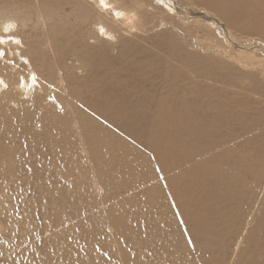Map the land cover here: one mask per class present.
Here are the masks:
<instances>
[{
    "label": "bare ground",
    "instance_id": "obj_1",
    "mask_svg": "<svg viewBox=\"0 0 264 264\" xmlns=\"http://www.w3.org/2000/svg\"><path fill=\"white\" fill-rule=\"evenodd\" d=\"M49 1H54L55 7L60 2V0H0V35L4 33L6 27L10 28L13 34H17L15 32L16 23L26 14L29 16H34L35 14L38 20L46 17L41 12V4ZM166 1L170 4L172 2L171 0ZM204 1L211 7L209 10L215 14V17L209 15V11L205 10V13H200L201 17H196L199 21H202L206 26L212 25L222 35L227 46H234L240 49L254 47L260 51L259 55L264 57V44H262L264 42V0ZM204 1L201 0L202 4H204ZM47 17L50 18L49 16ZM241 37L246 39L244 40ZM6 47L15 48L14 45ZM170 48L169 45L167 47L168 53L171 55L170 58L174 60L175 57ZM211 50H214V48L212 47ZM220 53H223V50H220ZM231 54L233 55L234 53ZM6 59H12V55L9 54ZM154 59L152 57L149 60L152 61ZM183 59L185 64L189 66L187 68L191 70L195 69L200 79H213L212 76L218 80L235 78L234 74L233 76L229 75L230 72L222 74V72L217 70V67L213 69L211 67L205 68L201 64L206 62L201 59L194 60V62H190V58L183 57ZM149 60L147 62H150ZM256 61L250 60V63L251 68L255 69L257 73H250L249 76L247 75V78L252 80L251 85L254 86V89L249 88L252 91L257 92L259 90L262 92L263 99L261 97V107L257 108L256 112L253 109V113L250 114L243 113V106L239 109L230 108L226 110V106L222 101H219L220 105H218L217 98V100H199L200 98L197 99L194 96L196 92L190 93L189 97L177 96L174 104H166L164 103L166 100H161L156 103L154 106L155 111L152 112L151 110L152 114L150 115L148 113L140 114L138 106L141 105V101L136 104L131 103L132 107H128L127 113H124L123 105L127 99L123 93L119 95L117 89L112 88L128 85L126 88L127 93L130 88L141 87L142 82H140V79L142 80V77L145 75L141 70L137 71L140 79H138L139 81L136 84L135 82L126 81L127 74L124 71L115 72L111 83L100 86L98 94H95L94 89L91 90L90 86L87 88L85 84L84 89L86 90L83 93H81L82 91L78 92V96L81 95L84 98V103L77 102L75 98L76 94L68 95L64 82L61 81L59 88L64 89V91L61 93L60 101L55 96L56 94L48 95L55 96L59 104L69 106L71 121L74 123L73 133L66 131V129L60 126L63 123H58L59 115L57 112L46 111L40 106L44 100L35 101L34 105L31 103L27 105L22 104L21 107L28 108L25 114L20 117L17 125L22 129V134L10 135H24L15 137L19 139L18 143H20L21 147L23 142L26 141L28 143L29 152H32V155H30V159L28 158L23 162L22 160H18L20 161L19 165L28 160L31 161L28 163L32 167H35L37 164L39 165L36 159L35 145H38L40 142L49 147V152L54 154L51 160H55V153L61 154V151H64L66 148L69 149L70 152L67 155H61L65 159L62 160L61 165H67L68 168L75 171L81 170L78 164L82 165L83 171L90 173L86 181L91 179L93 183L95 181V183L97 182L106 188L107 195L111 197V210H108V212L117 214L112 216V214L108 213L106 217L107 222L115 225L118 232H123L126 237L125 242L127 243H131L132 241L136 244L140 241L150 244L154 243L152 247H148V252H153L156 257L155 259H151L153 260V264H158L156 255H159L162 251L168 254V261H163L161 264L181 263V258L177 256L174 249H164L161 247L157 249V243L164 240L160 237L161 231L147 228V237L145 238L144 229L140 230L142 224L133 227L132 221L136 225V218H134L133 213L127 208L132 207L135 213L139 211L141 214H146L143 215L145 218L150 216L149 211L152 210L154 214L153 218L156 219L157 217H162V219L166 217L168 221L174 224L180 223L183 220L182 227H186L188 232L197 234L206 224L207 218L213 215L218 216L227 211L230 209V204V210H232L236 218L240 212L239 205L246 203V222L250 227L247 228L248 234L244 238L245 249L248 255V259L244 264H264V192L261 203L258 202L259 210L256 212V199H258L256 198V191L260 190H257L256 187L257 185H264V174L252 169V162L264 160V87H261V83L264 81V60ZM154 62L157 64L155 66L157 69L162 68V66H159L158 60H154ZM91 63L94 64L93 66L96 69L105 65L114 68L116 65V62L108 61L104 58L96 59V61L91 60ZM167 64L170 66L168 62ZM0 66L11 69L7 65ZM21 68L24 67L21 66ZM146 68L149 69L150 67ZM27 69L30 73L33 72L31 67L28 66ZM173 70L171 69V71ZM106 72H109V70ZM5 73L7 75L3 74L0 76H3L5 81L12 86L11 92L18 94L15 89L19 76L16 78V75L10 70H6ZM177 76L179 75L176 74L175 77ZM208 83L212 86L210 81ZM91 85L94 86L95 83ZM29 86L30 82L28 86L23 87L24 93L28 96L31 93L28 90ZM109 90L111 95H109ZM112 91L118 95L113 96ZM218 94H221V92ZM71 98L72 103L75 104L69 105L71 104ZM66 99H69V102L65 101ZM120 106H122V110ZM50 107L53 110L56 109L54 104ZM27 110L29 113L34 114L32 118L29 117L28 119L29 113ZM1 111L2 114L0 115L6 117L7 121L9 112L6 115V109ZM9 114L13 115V113ZM235 116L238 119L236 121L239 127L244 132L242 140L238 139L239 133L238 136L231 135L235 133V128L232 126L234 120L232 121L230 118ZM246 116H253V118L247 119ZM21 118L24 120L22 121ZM41 121L53 129L56 127L53 132L58 135L54 133L43 134L45 140L41 141L39 138L42 135L34 127L35 123H41ZM221 127L222 129L225 127L224 131L233 137V141L236 142L233 146L235 149L233 147L232 149H226L225 145H219L217 136L221 131ZM18 132L16 131V133ZM72 135L76 136V141ZM1 137L3 138V136ZM124 138L128 139L126 140L127 143L124 142ZM35 140H38V142ZM11 147L0 144L1 156L12 162L13 154L17 155L19 151H14V147H12L13 149ZM218 147H223V149H219ZM232 154H236V157H233ZM73 155H75V158L70 159ZM79 155H81V158L78 160L76 157ZM56 156L59 158L58 155ZM250 156L252 157L251 160ZM240 160H244L247 167L242 177L235 178L232 174V169ZM2 164L4 165V161ZM9 164L11 163L8 162ZM157 168L160 169L159 172L156 171ZM166 173L169 176L163 175ZM161 175L164 177L163 180L159 179ZM164 180L166 182L163 183ZM112 181L113 183H117L114 184L112 189H123L125 192H128L126 199H123L124 202H115L113 200L114 193H111L112 189H109V184ZM166 183H171L172 187L176 188L175 191L171 192L173 189L165 187ZM152 185L155 187H152ZM240 185H246V189L243 193L236 194L235 191L240 187L235 191L234 189ZM163 192L164 195L162 194ZM160 195H163V197L167 196L168 199L164 198L170 201H166L164 205H158L161 200ZM173 201L175 202V207L172 206ZM65 204L68 205L66 202L51 203L53 209L56 207L62 213H64L62 211L64 207L61 206ZM221 205L224 206L218 211L214 210L210 212L207 209L208 207ZM69 206L72 207L71 204ZM135 206L139 208L135 210ZM205 212H207V215ZM160 222L159 219L158 223ZM158 223L157 225L160 227L161 224ZM44 227L49 232L53 231V226L50 225L49 220H44ZM142 227L144 228V226ZM181 232L184 233L183 230ZM182 233L174 232L171 238L174 239L173 236L184 235ZM114 237L113 239L115 240ZM173 243L174 247L178 246L176 241H173ZM179 247L182 248L183 244L181 243ZM131 254H134V252L128 254L126 250L122 251L120 249L114 260L115 262L119 261V263L127 264ZM92 262L93 264H96V262L100 264L96 256L92 257Z\"/></svg>",
    "mask_w": 264,
    "mask_h": 264
},
{
    "label": "rangeland",
    "instance_id": "obj_2",
    "mask_svg": "<svg viewBox=\"0 0 264 264\" xmlns=\"http://www.w3.org/2000/svg\"><path fill=\"white\" fill-rule=\"evenodd\" d=\"M171 1L172 2L170 4L165 0L163 10H158L155 13L153 23L156 24V26L148 27L147 29L140 31L138 34L126 36L117 43H101L99 41L96 43L92 42L93 33L89 27L90 12L85 5L84 0H60L57 7H55L54 1L42 3L41 12L46 17H42L40 20L36 18L34 13V16H29L27 14L22 16L16 23L15 32L20 34L19 36L23 40V54L30 59L31 69L40 75L42 81L55 83L57 85L56 91L54 92L47 86L43 87L42 90L38 89L35 101L39 102L44 100L43 103L40 104L44 110L52 111V113H58L57 109H55V111L52 107H50L53 103L46 102L44 97L48 96V94H56L55 96H57L60 101V96H62L61 93L64 91V89L59 88L61 81L64 82L65 90L68 95L76 94L75 98L77 102L84 103V98H82L81 95L78 96V92L82 91L81 93H83L86 90L84 89L85 84L87 88L90 86L91 90L94 89V93L98 94L100 86L111 83L115 72L124 71L125 74H127L126 81L135 82L136 84L139 81L138 79H140L137 71L141 70L145 74L144 76L142 75V80L140 79V82H142L140 85L141 87L130 88L127 93L126 88L128 85L119 88H112L117 89L119 95L120 93L125 95V98L127 99L125 103L128 101L123 105L124 113H127L128 107H132L131 103L136 104L141 101V105L138 106L140 114L148 113L150 115L155 111L154 106L157 102L166 100L164 103L174 104L177 96L189 97V94L194 92H196V95L194 96L197 97V99L200 98L199 100L218 99V105H220V102L222 101V103L228 107L226 108L224 106L226 110H229L230 108L239 109L243 106L242 110H245H243V113L246 112L245 114L253 113V109L256 112V109L261 107L260 101L263 99V93L259 90H257V92L252 91L249 88L251 87L254 89V86L251 85L252 80H249L247 75L249 76L250 73H257L255 69L251 68L250 60L254 62H257L256 60H264V57L259 55L260 51L254 47H248L247 49H240L234 46L229 47L223 40L222 35L219 34L216 29L212 27V25L206 26V24L202 21H199L196 17H201L200 13H205V10L209 11V15H213L215 17V14L209 10L211 7L204 0V4H202L201 0ZM156 22H158V24ZM235 36L237 37V35ZM241 38L244 40L246 39L244 37ZM262 44H264V42H262ZM169 45L171 47L170 50L172 51V54H174V60L170 58L171 55L168 53L167 47ZM212 47L214 50H211ZM220 50H223V53H220ZM231 53L234 54L232 55ZM227 56L230 57L228 58ZM152 57L155 58L154 60L159 61V66H162V68H159L160 70L155 67L157 64L154 60H149ZM183 57L190 58V62L201 59L206 62L201 64L205 68L208 69L211 67L213 69L214 67H217V70L222 72V74L230 72L229 75L233 76L234 74L235 78L230 80H226L227 78L225 80H218L212 76L213 79H200V77L196 74L195 69L191 70L187 68L189 66L185 64ZM12 58L14 57L12 56ZM103 58L108 61L110 60L116 62L115 67L112 68L111 66L105 65L103 67H99L100 69H96V67L93 66L94 64L91 63V60L96 61V59ZM146 59L150 62H147ZM167 62L170 66L172 65V67H170ZM23 67L24 68L20 67V69L17 70L13 68L6 69L4 66H0V75L5 74L6 70H10L14 75H16V78L22 73L25 76L29 75L30 71L27 69L28 66ZM146 67L150 68L147 69ZM171 69L174 70L171 71ZM108 70L109 72H106ZM176 74L179 76L175 77ZM208 81H210L212 86L209 85ZM93 83H95L94 86L91 85ZM218 83L220 84L217 85ZM261 87H264V81H262ZM41 91L43 92V95H40ZM219 92H221V94H218ZM112 94L113 96L118 95L113 91ZM16 95L18 94L10 92L6 95V98L11 100L12 97ZM31 95L32 93H30L29 97H31ZM109 95H111L110 90ZM65 101L69 102V99H66ZM70 103L71 104H68H75L72 103V98L70 99ZM63 107L65 111L62 115L58 113V123H63L60 126L66 129V131L73 133L72 129H74V123L71 121V115L69 114L70 108L68 105H64ZM120 107L122 110V106ZM4 109L6 108L0 104V110ZM26 109L28 108L24 106L21 107V111L23 113L26 112ZM7 112L8 111L6 109V115ZM0 114H2V111ZM10 115L11 114L8 113V116ZM32 115L34 114L29 113L28 119L29 117L32 118ZM3 117L4 116L0 115V126L6 122V117ZM246 117L247 119L253 118V116ZM231 119L232 121L234 120L233 125L232 123L231 125L235 128V133L231 135L238 136L239 133L238 139L242 140L244 132L236 121L238 120L237 117H231L230 120ZM21 120L23 121L24 119L21 118ZM41 123L43 124V130H39L42 135L39 138L41 141L45 140L43 134L54 133L55 135H58L53 132L56 127L53 129L52 127L46 126L43 121H41ZM4 130L7 131V129ZM224 130L225 127H223V129L221 127V131L217 136L219 141L218 143L219 145H225L226 149H232L236 142L233 141V137L230 134H227ZM14 134L22 133L19 131ZM1 136L0 144L14 147V149L12 147L11 148L14 151H19L17 154L19 159H12L13 161L11 162L4 156H1L0 153V177H2L5 173L10 175L14 170H18L16 175L22 180H26V184L24 186L27 187L28 185H31L33 189V194L30 198L31 202L30 205H28L27 212L25 213L24 223L27 226L24 229L25 231L31 229L34 224L39 225V221L32 219L34 213L39 212L40 216L43 217L44 220H48L47 217L51 216L58 223L59 218L65 217L66 214H74L76 206L83 207L84 200L81 199V189L85 185H88L89 190H91L93 186L96 188L101 187V185L97 182L95 183L94 181L93 183L91 179L86 181V178L88 174L90 175V173L83 171L84 169L80 164H78V166L81 167V170L75 171L74 169L71 170L68 168L67 171H65L64 166L61 165L62 160L65 159L62 158L61 155H67L70 152L69 149L66 148L64 151H61V154L55 153L59 156V158L55 155V160H51L54 154L50 153L49 147L45 146L41 142L38 145H35L37 157H39L37 160L39 165H35V167H33V172L26 175L24 166L29 165L30 163L28 162L31 161L28 160L27 162L21 163V165H19V163L21 160L23 162L28 158L30 159L32 152L21 154V145L18 143L19 139L15 137H21L24 135H10V138L12 139H10V142L5 141ZM72 136L76 141V136ZM14 137L15 139H13ZM123 140L127 143L126 140L128 139L124 138ZM35 141L38 142V140ZM47 148L48 150H46ZM218 148L223 149V147ZM233 149H235V147H233ZM232 155L233 157H236V154ZM74 158L75 155L70 157V159ZM80 158L81 155L76 157L78 160ZM251 158L252 157L250 156V160ZM2 160L4 161V165L2 164ZM8 162L11 164L8 165ZM252 163V169L254 171H259L261 174H264V160H258ZM246 167L247 165L244 163V160H240L236 166H233L232 174L235 178L242 177ZM73 173L76 174L79 184V187L75 192H73L70 187L73 183ZM163 175L169 176L168 173ZM49 176H52L54 180L56 178L62 179L63 183L65 185H69V187L64 188L61 184H56L54 188H48L46 181ZM64 177H67V179H64ZM164 182H166V180H164L163 183ZM114 184L117 183H113V181L112 183L110 182L109 189H112ZM166 185L169 189H173L172 191L170 190L171 192L175 191L176 188H173L171 183H166ZM13 187H17V185H13ZM152 187L155 186L152 185ZM237 188L239 189L236 190ZM256 188L257 190L260 189L259 191H256V198H258L256 199L257 212L259 210L258 202L261 203V200L263 199L264 185H257ZM245 189L246 185H240L236 187L234 191L236 190L235 193L239 194L241 192L243 193ZM111 193H114V195L117 196L115 197L113 195V200L115 202L123 201V199L125 200L128 194V192H125L123 189H112ZM162 194L164 195V192ZM163 195H160L161 202L159 201L158 205H164L166 201H170L167 200V196H164L167 198L165 199ZM153 196H151V198H153ZM45 198L49 200V204L47 206L42 203ZM24 199H29L27 193H25ZM73 201H75V204ZM53 202H66L68 205L65 204L61 206L64 207L62 211L65 214L58 211L56 207L53 209L51 205ZM70 204L72 207L69 206ZM223 206L224 205L208 207L207 209L210 212H213L214 210L218 211L222 209ZM239 206L240 212L236 218L234 217L232 210H230V204V209L227 211L224 210L225 212L218 216L213 215L210 218H207L206 224L201 228L199 233H187V235H191L192 237L193 243L195 244V251H192L187 245L186 234L181 232L183 230L181 223L174 224L173 222L168 221L166 217L163 219L162 217H157V219L153 218L154 214L152 213V210L149 211L150 216L145 218L143 215L146 214H141L139 211L135 213L132 207L127 209L133 213L134 218H136L135 224H137V220L141 221L139 224H142L140 226L141 231L144 229L142 226H144L143 221L145 220H147L148 228L155 231H161L160 237L164 240L157 243V249L160 247L164 249H174L177 256L181 258V263L176 264H244L248 259L244 238L247 237V228L250 226L246 222L247 204L241 203ZM136 208L138 209L139 207L135 206V210ZM127 209L126 211H128ZM20 210L21 212H24V206H21ZM105 211L108 210L106 209ZM108 213L112 214V216L117 215L113 212ZM205 214L207 215V212H205ZM159 219L161 221L160 223H158ZM157 223L163 225V227L161 225L158 227ZM132 225H134L133 221ZM174 232L182 233L184 235L177 237L173 236L174 239H172L171 237ZM115 234L116 233L114 232L111 237L102 243V250H106L111 259L103 256L102 252L93 251L92 238L91 236L88 237L89 242L87 244V251L89 255L83 257L86 264H93L92 257L94 256L98 257L100 264H122L119 263V261L115 262L114 260V257L119 253L120 249H122V251L126 250L128 254L134 252L136 256V264H153V260H151L152 257H148L147 253L149 251L148 247H152L154 243L150 244L140 240L138 244L133 241L131 243L125 242L126 244L120 243L118 240L113 239ZM173 241H176L178 246L174 247ZM181 243L183 244L182 248L179 247ZM14 246L15 241L8 242L3 238H0V249H3L4 247L11 249ZM79 247H84L83 241H81ZM16 251L19 252L20 249L16 248ZM132 255L133 254L130 255V260L127 261V264H132ZM156 256L158 264H161L163 261H168V254L165 251L160 252V254H157ZM164 256H167V259H162Z\"/></svg>",
    "mask_w": 264,
    "mask_h": 264
},
{
    "label": "snow or ice",
    "instance_id": "obj_3",
    "mask_svg": "<svg viewBox=\"0 0 264 264\" xmlns=\"http://www.w3.org/2000/svg\"><path fill=\"white\" fill-rule=\"evenodd\" d=\"M90 12L89 27L93 33L92 42L101 43H117L122 38L154 27L153 17L158 10H163L164 0H84ZM158 24V22H156ZM15 46L6 47V46ZM24 44L22 38L18 34H13L10 28H5L4 33L0 35V65L17 69L23 66H31L30 59L23 54ZM9 54L14 58L6 59ZM6 74V73H5ZM29 86L31 97L23 91L24 86ZM50 87L52 91H56L55 83L42 81L40 75L33 71L27 77L22 73L16 81L15 91L18 95L13 96L11 100L6 98V95L12 91V86L7 83L3 76H0V104H2L9 113H13L7 121L0 126V134L5 141L10 142V134L16 131H21L17 125L23 113L21 105L35 103L37 90L43 87ZM43 95V92H40ZM46 102H51L55 105L59 114L64 113L63 105L59 104L56 97L48 95L44 97ZM81 107H83L81 105ZM35 129L42 131L43 124L35 123ZM4 129H7L5 131ZM29 152V145L25 141L21 147V154ZM13 159H19V156L13 154ZM38 160L39 157H36ZM26 175L33 172V167L29 164L24 166ZM65 171L68 166L64 165ZM18 170H14L10 175L5 173L0 177V238L5 241H15V246L9 249L4 247L0 249V264H86L83 260L84 256H88L87 251L88 237L92 238V249L95 252H102V255L111 259L106 250H102V243L106 241L115 232V239L120 243H125L126 237L123 232H117L115 225L109 224L106 220L108 211L111 210V197L107 195V190L101 185L100 188L92 187L89 190L88 185L81 189V199L84 200L83 207L76 206L74 214H66L65 217L59 218V222L53 220L51 216L47 219L50 225L53 226V231L49 232L44 227V218L39 212L33 214L32 219L39 221V225L34 224L31 229L25 231L27 227L24 223L25 213L30 205V198L33 194L31 185L25 187L26 180H22L16 175ZM160 171L159 168L156 169ZM67 179V177H64ZM163 180V175L159 176ZM56 184L65 185L60 178L53 179L49 176L46 181L48 188H54ZM17 185V187H13ZM73 192L79 187L77 176L73 173V183L70 186ZM165 187L167 185L165 184ZM15 193V194H13ZM25 193L29 197L24 199ZM43 205L47 206L49 200L45 198L42 201ZM75 204V201H73ZM21 206H24L25 211L21 212ZM175 207V202L172 204ZM141 223L137 220L138 226ZM144 223V235L147 237V220ZM183 225V220L180 221ZM163 227V225H161ZM70 229V231H69ZM186 234V242L192 251H195L191 235H187L188 229L183 228ZM81 241L84 242V247H79ZM16 248L20 251L17 252ZM148 257L155 259L153 252L147 253ZM22 257V259H21ZM167 259V256L162 257ZM98 264V262H96ZM132 264H136V256L132 255Z\"/></svg>",
    "mask_w": 264,
    "mask_h": 264
}]
</instances>
